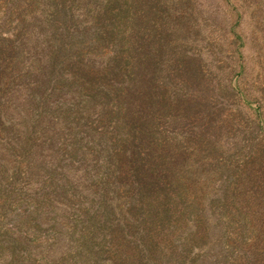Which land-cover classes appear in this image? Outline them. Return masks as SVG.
<instances>
[{"label":"trees","instance_id":"16d2710c","mask_svg":"<svg viewBox=\"0 0 264 264\" xmlns=\"http://www.w3.org/2000/svg\"><path fill=\"white\" fill-rule=\"evenodd\" d=\"M48 2L18 1L15 12L35 9V22L45 5L44 36L29 66L23 51L11 48L0 60V79L9 85L28 78L27 145L42 137L69 148L90 132L85 142L93 148L85 150L97 159L90 192L98 198L83 215L112 226L138 220L144 232L129 244L134 258L120 253L125 264H264V139L254 144L264 128L241 125L242 140L228 151L225 137L238 126L222 120L214 95L223 87L207 76L228 52L236 61L227 73L243 71L235 28L230 37L222 30L213 37L200 0ZM229 88L248 98L239 82ZM68 99L80 113L66 109ZM45 116L51 126L43 127ZM94 116L97 129L88 125ZM44 128L53 139L40 135ZM88 232L82 229L83 237Z\"/></svg>","mask_w":264,"mask_h":264},{"label":"rangeland","instance_id":"374dc122","mask_svg":"<svg viewBox=\"0 0 264 264\" xmlns=\"http://www.w3.org/2000/svg\"><path fill=\"white\" fill-rule=\"evenodd\" d=\"M18 1L21 0H0V60L15 46L14 49L23 51V64L29 66L44 36L41 31L45 5L37 15L40 22H35V9L24 17L15 12ZM43 1L49 3L42 0V4ZM200 1V9L209 7L211 17L203 14L201 20L208 18L207 22L214 26L213 37H219L221 30L230 37L233 27L241 37L238 45L243 71L239 73L235 69L227 73L236 61L228 52V55L224 53L221 64L213 62L208 69L211 75H207L213 85L223 87L225 97L214 95V106L223 110L222 120L236 119L237 131L224 141L232 152L242 140L241 125L255 130L254 124L261 123L264 128V0ZM202 54L208 62L211 60L207 48ZM27 79H16L9 85L0 79V264H125L119 255L123 252L134 258L136 253L129 244L135 245L133 238L140 237L137 234L142 236L143 227L131 218L116 219L114 226L108 220V226L104 227L107 224L103 225L100 216L83 215V209L92 208L98 198L90 192L97 161L94 152L89 154L85 150L93 148L92 142H85L90 132L76 135L69 148L62 140L55 144L42 137L27 145L25 136L31 130L27 115L31 108L24 101L28 96L24 86ZM238 82L248 96L246 100L230 93V84ZM70 105L68 99L66 109L74 115L80 113ZM46 117L41 121L43 127L51 126ZM74 122L71 120L70 124ZM88 123L97 129L95 116ZM48 131L51 130L44 128L40 135L51 140L53 137ZM64 135L67 132L60 130V136ZM81 137L85 138L82 142ZM263 139L264 129L254 136V144L261 145ZM59 145H65V151ZM248 148L249 145L247 153ZM85 154H89L87 159ZM204 160L200 159L198 165ZM227 175L223 173V177ZM215 183L223 181L216 179ZM96 221L101 226L97 234L96 226L90 228ZM82 229H88L93 236L85 238L88 232L83 237Z\"/></svg>","mask_w":264,"mask_h":264}]
</instances>
